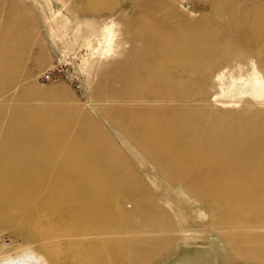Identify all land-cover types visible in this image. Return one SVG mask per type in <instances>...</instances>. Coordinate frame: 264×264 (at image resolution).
I'll list each match as a JSON object with an SVG mask.
<instances>
[{
  "label": "rangeland",
  "instance_id": "374dc122",
  "mask_svg": "<svg viewBox=\"0 0 264 264\" xmlns=\"http://www.w3.org/2000/svg\"><path fill=\"white\" fill-rule=\"evenodd\" d=\"M255 88H263L260 100ZM228 90L242 93L238 103L215 100ZM169 118L185 123L165 129L168 142L157 153L170 158L166 167L141 145ZM123 119L145 137L135 139L117 124ZM215 119L247 135L264 159V0H0V259L30 248L43 264H264V222L248 219L228 197L237 187L257 212L264 171L237 160L231 167L245 163L250 176L235 167L246 180L213 191L225 176L216 171L221 165L196 158L221 146L222 138L213 139L216 146L202 141ZM188 124L201 133L197 140ZM95 134L101 144L86 145ZM181 146L193 152L182 156ZM84 151L94 154L93 166ZM36 177L43 183L34 217L9 198H30ZM70 184L81 206H66L60 218L57 204L72 202L60 190ZM92 189L100 190L91 199Z\"/></svg>",
  "mask_w": 264,
  "mask_h": 264
},
{
  "label": "bare ground",
  "instance_id": "6f19581e",
  "mask_svg": "<svg viewBox=\"0 0 264 264\" xmlns=\"http://www.w3.org/2000/svg\"><path fill=\"white\" fill-rule=\"evenodd\" d=\"M170 47V46H169ZM172 49H174L173 47H172ZM161 68H162V66H161ZM151 77V76H150ZM150 80V79H149ZM133 82L135 83V81L133 80ZM138 83V82H137ZM141 83V82H140ZM140 85V84H139ZM148 90V89H147ZM262 92H263V88L261 89V88H255V89H253V93H252V96H254V99L255 100H260L261 98H262ZM242 95V93H240V94H237L235 91H233V90H228L226 93H223L222 94V97H220V98H215V100H217V101H220L222 104H224V105H228V104H231V103H238V96L240 97ZM251 95V94H250ZM243 96V95H242ZM121 111V110H120ZM119 111V112H120ZM126 111V110H125ZM120 114H122L121 112H120ZM118 115V117L119 116H121V115ZM128 114V113H127ZM50 115V114H49ZM212 115H210V117H211ZM214 116V115H213ZM114 117V116H113ZM112 117V118H113ZM122 117V116H121ZM127 117V116H126ZM155 117V116H154ZM178 117V116H177ZM181 117V116H180ZM216 117V116H215ZM222 117V116H221ZM224 117V116H223ZM197 118V117H196ZM122 119V118H121ZM217 119V118H216ZM216 119H215V121H213V122H211L210 123V127H209V129L205 132V133H203V134H201L200 132H198V130H197V132L192 128L193 127V125L192 124H188V125H192L191 126V131H189V135H188V137L190 138V137H193V139H195L194 138V136H196L197 135V133H199V134H201L202 136H203V138L204 139H202V141L204 140L205 141V144H209L210 145V143H214L213 142V139H215V138H222V140H221V146H220V148H213L212 149V153L210 154L212 157H210L209 156V154L207 155V156H203V154H201V155H199V153H200V151H199V153H198V156H196V158H197V160L198 161H204V162H208V163H210V164H212L213 165V168H217L218 166H216L215 164L217 163L218 165L220 164L221 166H220V170L218 171V169L219 168H217L216 169V171L217 172H222L225 176H222V177H220L219 179H217V181H215L216 179H210V178H208L207 177V179H208V181L207 182H211V180H213V181H215L214 183H216V185H217V188L215 189V190H213V191H216V190H218L219 191V189L221 188L220 186H223V184L224 183H226V185H231L230 184V182L232 181V183L234 182V183H240V181L242 180H246V179H241L240 181H239V178H241V177H243L241 174H243V173H234V171H236L235 170V167L238 165H235V167L234 168H232L231 166H232V163H234V162H236L237 160H240L241 161V159L243 160H245V159H247V161H246V163L248 162V161H250L251 163L249 164V163H247L248 165H250L251 166V164L252 165H254L256 168H258V170H259V172L260 171H264V159L262 158V157H258L257 155L255 156V154H257V152H258V150H259V145L258 144H254V143H252L249 139H248V137H246V136H244L240 131H230V130H227V128H223V127H220L219 125H217L216 124ZM224 119V118H223ZM120 120V119H119ZM119 120H116V122L118 121V123L117 124H120V126L124 129V130H127L132 136L133 135H135L136 137H135V139H137L138 141H139V139L141 138V137H145V136H141L140 138H139V136L140 135H142L141 133H140V131L139 132H137V130L135 131V129L134 130H132L131 128H133V127H131V128H129V126L131 125H129L128 124V120H127V122L123 119V121L122 122H120ZM153 120V119H152ZM166 120V119H165ZM187 120H189V119H187ZM214 120V119H213ZM220 120V119H219ZM28 121V120H27ZM49 121V120H48ZM185 121V118H169V119H167L164 123H160V124H155V126H153L152 127V129L150 130V132H149V138H148V140H146V142H145V139H144V142L146 143V146L145 145H143L144 143H142V142H140V143H142V145L141 146H144L142 149L143 150H145V152L146 151H148V152H150V154L152 155V156H154V158L155 159H157L158 161H160L161 162V164H162V166H166L167 167V165L168 164H170L171 162H170V158L169 159H167L166 158V153H165V157L163 158L161 155L163 154H161V155H158V151H159V149H162V148H164L166 145H167V140H168V134H167V132H166V128L167 127H169V125H172L171 127H173V125L175 124H177V123H179V122H182V124H183V122ZM226 121V120H225ZM247 121V120H246ZM59 122V121H58ZM123 122H125L124 124H123ZM132 123H133V121H132ZM185 123V122H184ZM189 123V122H188ZM235 123V122H234ZM30 124V123H29ZM47 124V123H46ZM67 124V123H66ZM126 124V125H125ZM127 124L129 125V126H127ZM136 124V123H135ZM181 124V125H182ZM208 124V123H207ZM238 124V123H237ZM240 124V123H239ZM25 125V124H24ZM27 125H28V123H27ZM49 125V124H48ZM47 125V126H48ZM78 125V124H77ZM179 125V124H178ZM178 125H177V127H178ZM240 125H242V124H240ZM36 126V125H35ZM55 126V125H54ZM53 127V126H52ZM150 127V126H149ZM148 127V128H149ZM180 127V126H179ZM186 127V126H185ZM27 128V127H26ZM42 128H45V127H42ZM188 128V127H187ZM196 128V127H195ZM138 129H140V128H138ZM174 129H176V127H174ZM178 129V128H177ZM180 129V128H179ZM207 129V128H206ZM244 129V128H243ZM245 129H247V128H245ZM6 131H7V129H5ZM29 130V129H28ZM39 130H43V129H39ZM50 130V129H49ZM53 130V129H52ZM182 130V129H181ZM126 131V132H127ZM149 131V130H148ZM173 131H175V130H173ZM200 131V130H199ZM42 132H45V130H43ZM55 132V131H54ZM125 132V131H124ZM134 132H136V133H134ZM144 132V131H143ZM142 132V133H143ZM177 132V131H176ZM183 132V131H182ZM243 132V131H242ZM46 133H48V130L46 129ZM73 133V132H72ZM77 133V132H76ZM138 133H140V135H138ZM173 133V132H172ZM187 133V132H186ZM147 135H148V133H146ZM178 134H179V132H178ZM48 135V134H47ZM53 135V134H52ZM143 135H145V132H144V134ZM147 135H146V137H147ZM172 135H175V134H172ZM50 136V135H49ZM129 136V135H128ZM138 136V137H137ZM185 136V135H184ZM16 136H14L13 138H11L12 140L13 139H15V142H16V138H15ZM46 137V136H45ZM52 137V136H51ZM186 137V136H185ZM71 138V137H70ZM89 139H88V141H87V138H86V141L84 140V143L86 144V145H89V146H91V147H93V146H96V144H101V141H102V139H101V137L100 136H97V134H95L94 136H90V137H88ZM142 138V139H143ZM171 138H173L174 139V137H171ZM197 138V137H196ZM81 138H79V140H80ZM83 139V138H82ZM182 139V138H181ZM188 139V138H187ZM191 139V138H190ZM264 139V138H263ZM11 140V141H12ZM195 140H197V139H195ZM198 140H199V138H198ZM216 140V139H215ZM10 141V142H11ZM45 141V140H44ZM83 141V140H82ZM135 141V140H134ZM148 141V142H147ZM180 141V140H179ZM185 140H183V141H181V142H184ZM201 141V142H202ZM217 141V140H216ZM13 142H14V140H13ZM12 142V143H13ZM20 142V141H19ZM78 142V141H77ZM256 142V141H255ZM17 143V142H16ZM38 143V142H37ZM3 144V143H2ZM9 144V143H8ZM18 144V143H17ZM20 144V143H19ZM49 144V143H48ZM170 144V143H169ZM168 144V145H169ZM184 144H187V143H184ZM196 144V143H195ZM12 145V144H11ZM79 145H81L80 143H79ZM178 145H180V144H178ZM183 145V144H182ZM188 145V144H187ZM187 145H185V146H187ZM216 146V144H213V146ZM257 145V146H256ZM261 145V144H260ZM174 146V145H173ZM237 147V146H242V148H243V152L241 153V154H234L233 152H231L230 150H231V148L232 147ZM263 146V145H262ZM28 147V146H27ZM176 147V146H175ZM181 147H183V146H181ZM180 147V148H181ZM21 148V147H20ZM184 148V151H180V153L181 152H184L183 154H181L182 156H185L187 153H188V151H191L190 149L189 150H185V147H183ZM54 149V148H53ZM80 149V148H79ZM100 151V153H105L104 151V148L103 147H100V148H98ZM171 149V148H170ZM174 149V148H173ZM197 149V148H196ZM200 149H202V148H200ZM10 150V149H9ZM33 150V149H32ZM57 150V149H56ZM80 150H82V149H80ZM92 150H93V148H92ZM91 149H90V151L93 153L94 151H96V150H94V151H92ZM175 150V149H174ZM173 150V151H174ZM18 151H19V148H18ZM28 151V150H27ZM77 151V150H76ZM162 151V150H161ZM172 151V150H171ZM170 151V152H171ZM173 151L171 152V154L173 153ZM10 152V151H9ZM26 152V151H25ZM35 152H36V150H35ZM74 152H75V149H74ZM91 152L89 153V154H86L85 153V151H84V153H85V155H83V160L85 161V163H87V166L88 167H90V165L91 166H93L92 165V163L95 161V159L93 158V156L92 155H94V154H91ZM176 152V150L174 151V153ZM178 152V151H177ZM193 151H191V152H189V153H192ZM17 153V152H16ZM15 153V154H16ZM23 153V152H22ZM38 153V152H37ZM83 153V154H84ZM161 153V152H160ZM188 153V154H189ZM204 153V152H203ZM30 154H31V152H30ZM97 154V153H96ZM148 154V153H147ZM179 153H175V157H176V155L177 156H179L178 155ZM38 155H40L39 153H38ZM52 155V154H51ZM100 155V154H99ZM107 154H104V156L105 157H107L106 156ZM164 155V154H163ZM169 155V154H168ZM196 155V154H195ZM205 155V154H204ZM98 156V155H97ZM101 156V155H100ZM109 156V155H108ZM182 156H181V159H182ZM17 157V156H16ZM102 157V156H101ZM105 157H103V158H105ZM10 158V157H9ZM19 158V157H18ZM23 158V157H22ZM166 158V159H165ZM262 158V159H261ZM73 159V158H72ZM76 158L74 157V160H75ZM109 159V158H108ZM172 159L174 160V158H171V161H172ZM179 159H180V156L178 157V162H179ZM180 159V160H181ZM67 160H69V159H67ZM81 160V159H80ZM16 161V160H15ZM82 161V160H81ZM80 161V162H81ZM109 161V160H108ZM73 162V161H72ZM77 162V161H76ZM79 162V161H78ZM178 162H175V164H174V161L172 162L173 164H174V168H178V169H180V170H182L181 169V165L180 164H178ZM184 162V161H183ZM243 162V161H242ZM4 163V162H3ZM179 163H181V162H179ZM186 163V162H185ZM199 163V162H198ZM240 164H241V162H239ZM202 164H203V162H202ZM210 164H209V166H210ZM245 166H246V168H247V166L248 165H246L245 163H243ZM118 165V164H117ZM172 164H170V165H168V166H171ZM187 165V164H186ZM188 165H189V163H188ZM203 165H205V163L203 164ZM211 165V166H212ZM84 166V165H83ZM103 166H106V165H104L103 164ZM196 166H198V165H196ZM208 166V167H209ZM216 166V167H215ZM10 167V166H9ZM38 167V166H37ZM78 167V166H77ZM100 167H101V165H100ZM186 167V166H185ZM184 167V168H185ZM238 167H241L240 165L238 166ZM238 167H236V169L238 168ZM242 167H244L243 165H242ZM241 167V168H242ZM254 167V168H255ZM8 168V167H7ZM12 168H14V167H12ZM11 168V169H12ZM81 168H82V171H83V167L81 166ZM102 168V167H101ZM172 168V167H171ZM170 168V169H171ZM198 168V167H197ZM205 168H207V167H205ZM246 168H244V169H246ZM253 168V167H252ZM253 168V169H254ZM61 169V168H60ZM88 169V168H87ZM93 169V168H92ZM92 169H91V171H92ZM97 169V168H96ZM106 169V168H105ZM121 169V168H120ZM170 170L169 168H166V170ZM186 169V168H185ZM196 169V168H195ZM203 169H204V167H203ZM202 169V170H203ZM207 169H209V168H207ZM210 169H212V167H210ZM233 169H234V171H233ZM243 169V168H242ZM243 169V171H245ZM248 169V172H246L245 171V173H246V176H247V173L249 174V176H250V170H249V168H247ZM252 169V170H253ZM262 169V170H261ZM15 170V169H14ZM57 170V169H56ZM81 170V169H80ZM95 170V169H94ZM187 170H188V168H187ZM241 171V169H237V171ZM251 170V171H252ZM254 170H256V169H254ZM253 170V171H254ZM86 171V170H85ZM95 171H97V170H95ZM103 171V170H102ZM171 171V170H170ZM169 171V172H170ZM194 171V170H193ZM192 171V172H193ZM205 171H207L206 169H205ZM204 171V172H205ZM257 171V170H256ZM1 172V171H0ZM11 172V171H10ZM87 172V171H86ZM106 172H107V169H106ZM123 172H124V170H123ZM204 172H203V174L202 175H204ZM215 172V171H214ZM257 173V174H261V173ZM69 173V172H68ZM88 173V172H87ZM86 173V174H87ZM92 173V172H91ZM171 173V172H170ZM222 173L220 174V175H222ZM233 173L235 174V175H233ZM4 174V173H3ZM12 174H15L14 172L12 173ZM11 174V175H12ZM40 174V173H39ZM120 174V173H119ZM130 175H131V173H129ZM199 174H200V170H199ZM199 174L197 175V176H199ZM216 174V173H215ZM263 174H264V172H263ZM36 174H34L33 172H31L30 174H29V177H27L26 176V179L28 178H31V179H33V177L35 176ZM55 175V174H54ZM69 175V174H68ZM68 175H67V177H68ZM74 175H77L76 173L74 174ZM84 175V174H83ZM82 175V176H83ZM118 175V174H117ZM174 175H175V173H174ZM202 175H200V176H202ZM218 175V174H217ZM237 175V176H236ZM240 175H241V177H240ZM5 176V175H4ZM18 176V175H17ZM17 176H16V180H17ZM60 176V175H59ZM70 176V175H69ZM82 176H81V178H82ZM86 176V175H85ZM190 176V175H189ZM3 177V176H2ZM77 176H74L73 178H75V179H78V178H76ZM97 177H99V176H97ZM102 177V176H101ZM123 177V176H122ZM170 177V176H169ZM217 177H219V176H217ZM226 177V178H225ZM245 177V176H244ZM243 177V178H244ZM38 178V179H37ZM40 177H36V179L37 180H39V181H37V182H35L36 180H35V178H34V180H31L30 179V181H33V182H31L32 184H31V189L30 190H28V193H29V195L31 196H29L30 198H27V199H23L22 200V198L19 200V199H17V198H9V197H5L7 200H8V198H9V200H10V203H14L13 205H15L17 208H22V207H26L27 209H30V213H32V215L31 216H34L35 217V215H39L40 214V207H37V205L36 204H34V205H32V201L35 199V197L37 198V195L39 194V191H40V189H41V184L43 183H41L40 182V180L41 179H39ZM55 178V177H54ZM59 178V177H58ZM81 178H79V179H81ZM117 178V177H116ZM199 178V177H198ZM215 178H216V176H215ZM246 178V177H245ZM249 178V181L248 182H250V180L251 179H253L252 177L250 178V177H247V179ZM1 179V178H0ZM10 179V178H9ZM20 179H23V177L22 178H20ZM25 179V178H24ZM56 179V178H55ZM88 179V181H89V178H87ZM136 179V178H135ZM167 179V178H166ZM170 179V178H169ZM190 179V178H189ZM197 179V178H196ZM210 179V180H209ZM14 180H15V177H14ZM44 180H45V178H44ZM54 180V179H53ZM57 180V179H56ZM55 180V181H56ZM70 180H72V179H70ZM74 180V179H73ZM100 180V179H99ZM102 180V179H101ZM49 181V180H48ZM59 181V180H58ZM96 181H97V179H96ZM205 181V180H204ZM67 182V181H66ZM122 182V181H121ZM176 182V181H175ZM184 182V181H183ZM247 181L246 182H241V183H248ZM253 182V181H252ZM55 183V182H54ZM61 183V182H60ZM64 183V182H63ZM71 183H73L72 181H71ZM75 183V182H74ZM73 183V185H75ZM101 183V182H100ZM104 183V182H103ZM102 183V184H103ZM118 183H119V181H118ZM125 183V182H124ZM124 183H122V184H124ZM134 183V182H133ZM227 183H229V184H227ZM55 184H58L57 183V181H56V183ZM69 184V183H68ZM105 184V183H104ZM111 184V183H110ZM120 184V183H119ZM122 184H120V185H122ZM132 184V183H131ZM196 184H198V183H196ZM60 185H62V183L60 184ZM66 185V188L68 187L67 186V184H65ZM71 186H69L70 188L67 190V189H65L64 190V187H63V190H60L61 192L63 191V193L65 194L64 196H66L67 195V197H68V195L69 196H72V202H70V203H62V202H59L58 204H57V208H58V211H59V215L61 216H63V215H66L65 214V212L67 211H65V209H67V207L70 205V206H72V207H74L75 205H76V207L77 206H81V205H79V204H75V203H80V202H78L76 199H79V198H77L76 197V199H75V196L79 193L78 192V190L76 189V191H75V189L73 190V189H71L72 188V184H70ZM101 185V184H100ZM209 185V184H208ZM215 185V186H216ZM225 185V186H226ZM239 185V184H238ZM48 186V185H47ZM56 186V185H55ZM64 186V185H63ZM112 186V185H111ZM214 186V185H213ZM233 186V185H232ZM237 186V185H236ZM25 187V186H24ZM29 187V186H28ZM102 187H103V185H102ZM128 187V186H127ZM190 187V186H189ZM219 187V188H218ZM235 187V186H234ZM74 188V187H73ZM104 188V187H103ZM124 188V187H123ZM213 188V187H212ZM223 188H225L224 186H223ZM222 188V191H225L224 189ZM239 188V187H238ZM56 189V188H55ZM62 189V188H61ZM83 189V188H82ZM87 189V188H86ZM89 190H91L90 188H88ZM102 189V188H101ZM107 189H108V186H107ZM226 189H228V188H226ZM237 189V187L236 188H234V190L233 189H230V190H233V191H230L229 190V193H228V197H229V199L231 200V203H232V205L233 206H237V208H239L238 210L239 211H242V212H244L246 215H247V218L248 219H250L251 221H254V222H256V223H263L264 222V201L263 202H260L261 201V199H260V203L258 204V202H257V204L259 205L258 206V209L256 210L257 212H255L254 211V208H252V209H250V208H248L247 209V207H248V205L249 204H251V202H252V197L250 196V199H246V197H244L243 196V194H241L242 192H240L239 190L238 191H235ZM49 190V189H48ZM92 190H94V189H92ZM100 190V189H99ZM98 189L96 190H94V191H87L86 192V190H85V192H86V197L87 196H89L90 198H91V195L92 194H95V193H97L98 191H99ZM117 190V189H116ZM212 190V189H211ZM24 191V190H23ZM58 191H59V189H58ZM102 192H103V190H101ZM100 191V192H101ZM118 191V190H117ZM128 191V190H127ZM227 191V190H226ZM225 191V192H226ZM49 192V191H48ZM55 192V191H54ZM53 192V193H54ZM106 192H109V193H112V191H111V189L110 190H106ZM228 192V191H227ZM122 193V192H121ZM121 193L119 194V195H121ZM190 193V192H189ZM205 193V192H204ZM207 193V192H206ZM220 193H222L221 192V190H220ZM219 193V194H220ZM224 193V192H223ZM49 194H50V192H49ZM58 194V193H57ZM130 194V193H129ZM209 194V193H208ZM214 194V193H213ZM225 194V193H224ZM241 194V195H240ZM28 195V194H27ZM63 195V194H62ZM217 195H218V192H217ZM216 195V196H217ZM248 195V194H247ZM263 195V194H262ZM41 196V195H40ZM50 196V195H49ZM92 196H94V195H92ZM122 196V195H121ZM125 196H130V195H125ZM204 196V195H203ZM216 196H213V197H216ZM224 196V195H223ZM253 196V195H252ZM88 197V198H89ZM112 197V196H111ZM114 197H116V196H114ZM131 197V196H130ZM197 197V196H196ZM218 197V196H217ZM220 197V196H219ZM226 197V196H225ZM228 197H226L225 199V201H227V199H228ZM248 198H249V196H247ZM3 198V197H2ZM39 198V197H38ZM113 198V197H112ZM123 198V197H122ZM200 198H203V197H200ZM221 198V197H220ZM224 198V197H223ZM223 198H221V199H223ZM29 199H30V201H29ZM66 199H68V198H66ZM87 199V198H86ZM92 199V198H91ZM90 199V200H91ZM101 199H103V198H101ZM118 199V198H117ZM205 199H206V197H205ZM205 199H204V201H205ZM212 199V198H211ZM218 199V198H217ZM49 200H50V198H46V201L49 203ZM80 200V199H79ZM89 200V199H88ZM116 200V199H115ZM126 200V199H125ZM219 200V199H218ZM254 200V199H253ZM4 201H6L5 199H4ZM52 201V200H51ZM56 201V200H55ZM73 201H75V202H73ZM103 201V200H102ZM129 201H130V199H129ZM217 201V200H216ZM215 201V203H217ZM29 202H31V204L29 203ZM68 202V201H67ZM103 202H105V201H103ZM221 202H223V201H221ZM228 203H229V200L227 201ZM5 203V202H4ZM48 203H46V204H48ZM94 203V202H93ZM96 203V202H95ZM218 203H220V202H218ZM253 203V202H252ZM256 203V202H255ZM254 203V204H255ZM9 204V203H8ZM84 204V203H83ZM82 204V205H83ZM98 204H99V202H98ZM106 204V203H105ZM254 204H252V205H254ZM90 205V202L88 203V206ZM92 205V204H91ZM217 205V204H216ZM215 205V206H216ZM222 205V204H221ZM227 205V204H226ZM251 205V206H252ZM28 206H30V207H28ZM67 206V207H66ZM69 206V207H70ZM87 205H86V207H88ZM95 206V205H94ZM109 205H106V208L108 207ZM229 206H230V204H229ZM68 207V208H69ZM104 207V209H106L105 208V206H103ZM253 207V206H252ZM257 207V206H256ZM71 208V207H70ZM69 208V209H70ZM96 208H97V205H96ZM110 208V207H109ZM219 208V207H218ZM217 208V209H218ZM236 208V207H235ZM93 208H91V209H89V210H91L93 213H94V210H92ZM95 209V208H94ZM97 209H102V210H104L103 208H97ZM113 209V208H112ZM216 209V210H217ZM247 209V210H246ZM50 210V209H49ZM48 210V211H49ZM54 210V209H53ZM87 210H88V208H87ZM86 210V212H88L89 213V211H87ZM115 210V209H114ZM236 210V209H235ZM65 211V212H64ZM72 211V208L70 209V212ZM97 211V210H96ZM110 211H112V210H110ZM219 211H220V209H219ZM239 211H234V212H239ZM221 212V211H220ZM255 212V213H254ZM29 213V214H30ZM69 213V212H68ZM67 213V214H68ZM74 213V212H73ZM101 213V212H100ZM35 214V215H34ZM47 214H49L50 215V213L48 212ZM70 214V213H69ZM220 214V213H219ZM222 214V213H221ZM233 214V213H232ZM240 214V213H239ZM42 215V214H41ZM80 215V214H79ZM79 215H77V217L79 216ZM90 215V214H89ZM96 215H98V213L96 214ZM241 215V214H240ZM58 216V215H57ZM56 216V217H57ZM62 216L60 217V218H62ZM68 216V215H67ZM66 216V217H67ZM70 216V215H69ZM76 216V215H75ZM81 216V215H80ZM91 216V215H90ZM231 216V215H230ZM46 217V216H45ZM44 217V218H45ZM82 217V216H81ZM85 217H86V215H85ZM96 218H97V216H95ZM219 217V216H218ZM227 217V216H226ZM73 218V217H72ZM84 218V217H83ZM224 218V217H223ZM46 219H47V217H46ZM55 219V218H54ZM100 219V218H99ZM110 219V218H109ZM74 220V219H73ZM114 220V219H113ZM53 221V220H52ZM67 221V220H66ZM71 221H72V219H71ZM71 221H69V222H71ZM75 221V220H74ZM95 221V220H94ZM232 221V220H231ZM78 222H79V220H78ZM96 222V221H95ZM98 222V221H97ZM25 223V222H24ZM55 223V222H54ZM58 223V222H57ZM109 223V222H108ZM64 224V223H63ZM73 224V223H72ZM88 225V224H87ZM92 227H93V225H92ZM91 228V227H90ZM31 229V228H30ZM26 230V229H25ZM97 230V229H96ZM27 231H28V229H27ZM63 231V230H62ZM103 231V230H102ZM27 248H29V247H27ZM0 264H43V261L42 260H39L38 259V257L36 258L35 256H34V254L30 251V248L29 249H23V250H21L20 251V253H18L15 257H8V258H5V259H0Z\"/></svg>",
  "mask_w": 264,
  "mask_h": 264
}]
</instances>
